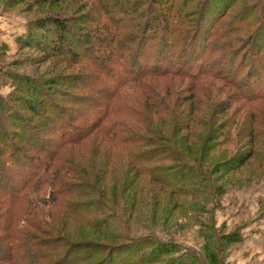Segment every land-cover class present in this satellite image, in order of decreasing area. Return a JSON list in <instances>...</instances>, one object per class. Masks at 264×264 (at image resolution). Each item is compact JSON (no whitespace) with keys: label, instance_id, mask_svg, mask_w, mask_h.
I'll list each match as a JSON object with an SVG mask.
<instances>
[{"label":"trees","instance_id":"trees-1","mask_svg":"<svg viewBox=\"0 0 264 264\" xmlns=\"http://www.w3.org/2000/svg\"><path fill=\"white\" fill-rule=\"evenodd\" d=\"M124 1L118 41L113 36L107 39L103 27L80 38L68 24L69 18L62 15L40 25L43 33L33 32L41 51L71 60L84 70L78 79L55 81L74 90L76 97L71 102L83 108L63 105L52 87L34 81L27 98L29 117L0 109L1 120H5L0 122V144L6 149L0 151V264H87L91 260L88 264H143L180 253L177 243H161L154 247V254L145 257L141 245L149 240L120 232V226L129 227L127 219L134 212H115L110 197L114 199L120 186L132 198L124 209L134 207L147 216L159 193L137 177L145 176L172 192L189 181L212 191L206 168L211 153L228 146L236 150L228 157L224 150L216 165L230 172L256 156L253 147L244 154L237 147L243 138L249 137L251 145L259 138L251 137L255 124L264 127V107L256 111L247 105L264 102V62L252 56L242 66L233 63L232 57L230 64L211 62L205 51L210 30L203 25L202 12L189 31L180 7L176 16L182 19H176L174 12L170 15L172 0H155L154 5L170 1L171 9L165 13L155 11L154 6L153 11L138 12L137 0ZM124 17H130V22H122ZM89 67L101 77L88 81ZM209 76L236 89L231 102H218L217 93L202 84ZM176 77L190 79L195 84L193 93L191 87H182L176 98L169 99L166 93L172 92V83L165 89L155 86L157 80ZM96 82L100 87L94 86ZM188 91L190 96L185 95ZM90 94H99L103 100L91 102ZM11 117L22 130L30 157L11 144L6 130ZM92 136L98 142L79 154L82 163H76L68 154L76 146H87ZM165 161L170 163L161 164ZM81 196L88 201L74 200ZM62 218L102 232L103 238L115 243L73 239L67 232L53 234L49 219L55 223ZM226 239L241 242L236 234ZM162 263L174 264L169 259Z\"/></svg>","mask_w":264,"mask_h":264},{"label":"rangeland","instance_id":"rangeland-1","mask_svg":"<svg viewBox=\"0 0 264 264\" xmlns=\"http://www.w3.org/2000/svg\"><path fill=\"white\" fill-rule=\"evenodd\" d=\"M135 1L131 0L129 3ZM137 1L139 3L138 12L153 11V6L155 11L159 10L162 13L169 12L171 9L170 1L164 5H154L155 0ZM172 1L174 7L170 15L174 12L176 16L180 7L182 15L186 18L184 26L189 31L203 14V25L210 30L209 34L206 33L205 51L207 58L211 56V62L230 64L232 57L233 63L242 66L248 63L252 56L263 64L264 0ZM121 4H125V1L63 0L56 3H40L36 0H0L1 111L3 113L7 111L9 115L18 113L29 117L31 113L28 111L27 98L32 93L29 86L34 81L43 82L46 86L52 87L54 96L63 105L71 109H82V106L71 102L74 101L76 92L63 85L55 84V81L60 78L78 79L82 77L84 70H81V66L71 60H62L41 51V47L35 43L38 37H35L33 32L43 33L40 25L49 23V20L56 15H62L69 18L68 24L80 38L85 32H92L96 27L100 29L103 27L106 31H104V36L107 39L113 36L118 41L120 40ZM217 9L218 11L215 12ZM211 17L215 20L212 21ZM176 19L182 18L176 16ZM122 22L129 23L130 17H124ZM124 29L129 28L127 26ZM46 41L47 39L45 43ZM92 41L96 43V38H92ZM87 71L89 72L88 81L92 82L101 77L95 68H87ZM240 78L241 76L239 81ZM206 79L202 84L208 85L210 90L217 93L218 102L233 100L236 89L230 84L211 76ZM168 83H172L170 89L173 88L172 92L167 91L166 93L169 99L176 98V91L182 87L185 89L191 87L192 92L194 84L188 78L176 77L172 80L169 78L157 80L155 86L165 89ZM99 84L96 82L94 86ZM190 91L185 95L190 96ZM87 97L95 103L103 100V96L99 94H90ZM247 105L256 107V111H259L260 107L261 111L264 102L258 101L247 103ZM1 119L2 115L0 122L3 123L2 121L5 120ZM10 120L6 130L10 133L11 144L15 148L23 149L30 157L31 153L27 149V143L21 138L22 130L17 126V120H12V117ZM252 129L251 137H259L255 143L251 145L249 137L248 139L243 138L237 147L243 154L250 151L251 147L255 148L256 156L250 159L244 167L230 172L223 166H216L222 159L221 154L224 150L228 152L225 157L236 152L229 146L217 149L207 158L209 164L207 160L205 163L208 165L206 168L212 178V191H203L200 185L189 181L184 187H175L172 192L171 189H164L159 183L145 176L137 177V181L140 180L143 185L153 187L154 193H159L152 201L154 202L153 207L147 212V216L145 212L139 214L141 211L137 208L133 210L134 207L124 209V204L132 203L128 201L132 198L126 197V194L120 191V186L114 199L110 197L111 202L105 197L112 204L115 212L117 210L120 213H132V215L134 212V217L127 219L129 227L120 226V232L124 233V236L149 240L141 245V253L145 257L154 254V247L161 243H177L180 246V253L167 255L162 260L143 262V264H163L162 261L165 262L168 259L174 264H264V127L255 124ZM98 139L100 141L99 137ZM95 140L92 136L87 141L89 143L87 146H76L75 150L68 155L76 163L81 164L79 154L89 150L88 147L92 148L96 145L98 141ZM3 147L0 144V151L4 149ZM112 150L115 153L119 151L118 148ZM168 163L170 162L165 161L161 164ZM3 167L5 168L6 164ZM91 181L94 182V178ZM79 199H81L80 203L88 201L82 196L74 198L75 201ZM150 212L152 215L148 218ZM49 221L54 225L53 234L67 232L73 239L93 238L111 243L110 245L115 243L106 237L103 238L102 232L83 227L81 223L65 218L56 220L55 223L51 219ZM233 234L241 237V242H227L226 238ZM121 243H123L122 240H120ZM92 261L94 260L87 264Z\"/></svg>","mask_w":264,"mask_h":264}]
</instances>
